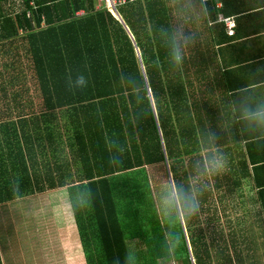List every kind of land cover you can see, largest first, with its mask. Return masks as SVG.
I'll list each match as a JSON object with an SVG mask.
<instances>
[{
    "label": "trees",
    "instance_id": "16d2710c",
    "mask_svg": "<svg viewBox=\"0 0 264 264\" xmlns=\"http://www.w3.org/2000/svg\"><path fill=\"white\" fill-rule=\"evenodd\" d=\"M121 1L115 0L123 23L97 0H0V202L16 199L17 184L21 197L57 189L40 185L38 169L41 160L61 153L74 162L72 187L93 193L92 206L74 214L87 264H122L130 239L144 243L141 264H154L166 227L182 233L177 264H264V221L255 205L253 221H242L248 230L234 237L232 221L222 230L211 203L231 206L239 193L244 197L245 180L232 157L235 141L234 148H224L237 131L220 130L228 103L210 58L217 26L208 18L197 21L198 43L174 68L156 32L173 18L167 0ZM122 73L147 86L151 107L138 133L128 119L137 106L119 82ZM77 74L88 86L70 90L68 77ZM207 124L219 133L228 162L201 197L205 228L199 230L198 214L182 221L184 233L181 222L170 226L158 219L153 192L163 175L186 181ZM110 138L124 149L118 168L109 163ZM45 169L49 180L53 171ZM243 244L253 254L237 251Z\"/></svg>",
    "mask_w": 264,
    "mask_h": 264
},
{
    "label": "crops",
    "instance_id": "0c3cea01",
    "mask_svg": "<svg viewBox=\"0 0 264 264\" xmlns=\"http://www.w3.org/2000/svg\"><path fill=\"white\" fill-rule=\"evenodd\" d=\"M124 1L120 4L124 5ZM126 1L125 4L145 0ZM97 2L102 3L98 0ZM31 6H34L33 2ZM208 7L211 16L216 19H208V25L215 23L217 26L214 30L217 45L212 49L214 55L210 54L214 57L210 58L216 59V81L226 93L222 99L229 103L237 90L243 89L244 84H251L253 74L256 78L264 79V0H209ZM111 8L121 21L118 9ZM78 15H83V11ZM225 18H229L231 24H228ZM222 99H219V102H222ZM232 135L234 137L227 140L228 144L224 148H234L235 141L236 153H233L232 157L240 165V171L244 172L245 177H241L245 178L241 188L242 193L244 190V197L239 193V196L232 200L231 206L218 199H215L216 203H211L217 205L220 220L218 225L226 231L225 226L228 225V220H231L229 231L236 237L238 233L244 234L245 230H248L242 221H253L252 205H255L256 211L264 221V141L257 143L247 139L240 140L238 133ZM43 160L40 162V185L58 188L39 195L13 200L9 198L6 202H0L1 261L3 264H87L74 214L53 207V198L64 191L62 186L74 185V176L69 174L74 173L73 159L60 153L59 158L48 156ZM45 165L48 170L53 171L49 173V180L45 175ZM30 204L34 207L28 206ZM220 204L223 205L222 212ZM38 213L42 216L36 221ZM205 214L201 211L199 213V230L205 228L202 222L207 217ZM180 225L185 233L182 221ZM14 238H18L21 246L14 245ZM240 250H249L250 254L252 253L248 244L241 245L237 251ZM261 250L263 253L264 245ZM191 264H194V261H191Z\"/></svg>",
    "mask_w": 264,
    "mask_h": 264
},
{
    "label": "clouds",
    "instance_id": "9594fccd",
    "mask_svg": "<svg viewBox=\"0 0 264 264\" xmlns=\"http://www.w3.org/2000/svg\"><path fill=\"white\" fill-rule=\"evenodd\" d=\"M173 18L165 25L156 28L161 44L167 50L171 66H183L186 56L198 43L199 36L194 30L197 21L210 19L209 0H167ZM257 71L261 72L260 69ZM120 84L133 97L136 108L129 113L130 123L139 132V121L146 118L151 105L147 103V86L135 74L122 73ZM88 86L85 75L68 77V87L84 89ZM235 128L240 140L264 141V79L253 74L250 85L237 90L227 104L225 123L220 130L231 133ZM231 138V136H229ZM112 153L109 163L118 168L123 164L122 152L117 139H109ZM220 135L210 125H206L200 134L197 153L188 161L189 175L186 181H178L174 175H163L161 184L153 192L154 209L160 221L175 226L181 221L187 223L200 213L201 197L210 187V182L220 175L227 166V157L222 151ZM64 191L53 198L57 208L75 214L92 206L93 193L89 187L62 186ZM16 199L21 198L19 185L15 188ZM182 243V233L175 227H166L159 241L154 264H177L176 253ZM144 243L130 239L125 249L122 264H141L140 252ZM115 264H120L117 260Z\"/></svg>",
    "mask_w": 264,
    "mask_h": 264
},
{
    "label": "rangeland",
    "instance_id": "374dc122",
    "mask_svg": "<svg viewBox=\"0 0 264 264\" xmlns=\"http://www.w3.org/2000/svg\"><path fill=\"white\" fill-rule=\"evenodd\" d=\"M32 85V83L31 82H29V87ZM156 171V169H153L152 167L151 168H149V174H151V177L153 178V174H155V175H157V173L155 172ZM38 174L39 175H41V173H40V169H38ZM40 194V192L39 193H35V194H33V195H39ZM28 196H30V195H28ZM28 206H31V207H34V205H28ZM56 205L55 204H53V207H55ZM42 216V214L41 213H38L37 214V216L35 217V219H36V221H38V218L39 217H41ZM200 224V223H199ZM22 230H23V227H22ZM51 238H53V235L51 236ZM3 245V247H4V244H2ZM14 245L16 246V247H18V246H21V243H20V241L18 240V238H14Z\"/></svg>",
    "mask_w": 264,
    "mask_h": 264
},
{
    "label": "built area",
    "instance_id": "2783aa9c",
    "mask_svg": "<svg viewBox=\"0 0 264 264\" xmlns=\"http://www.w3.org/2000/svg\"><path fill=\"white\" fill-rule=\"evenodd\" d=\"M99 2H106V3H108V6L109 7H114V8H116V2H115V0H98ZM136 1H138V0H136ZM127 1L125 0L124 1V4L126 3ZM226 20H227V23L228 24H231V21H230V19L229 18H225ZM230 34H232V31H230Z\"/></svg>",
    "mask_w": 264,
    "mask_h": 264
},
{
    "label": "water",
    "instance_id": "95a60500",
    "mask_svg": "<svg viewBox=\"0 0 264 264\" xmlns=\"http://www.w3.org/2000/svg\"><path fill=\"white\" fill-rule=\"evenodd\" d=\"M119 17H120V19H121V21H122V18H121V16L119 15ZM122 23H123V21H122Z\"/></svg>",
    "mask_w": 264,
    "mask_h": 264
}]
</instances>
